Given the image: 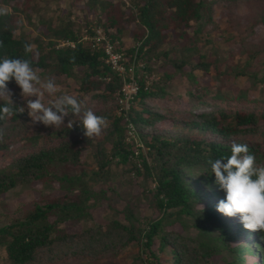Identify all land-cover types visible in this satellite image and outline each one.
I'll return each mask as SVG.
<instances>
[{
  "label": "trees",
  "instance_id": "16d2710c",
  "mask_svg": "<svg viewBox=\"0 0 264 264\" xmlns=\"http://www.w3.org/2000/svg\"><path fill=\"white\" fill-rule=\"evenodd\" d=\"M84 1L85 13L95 18L85 15L79 24L70 9L50 15L49 4L37 0H23L20 5L17 0H0V7L7 9V14L0 15V58L29 59L42 79L57 77V83H74L73 92L60 88L56 95H76L107 122L101 135L88 139L79 122L71 129L66 125L55 129L32 123L27 111L0 121L5 141L0 143V151L22 141L20 154L0 167V195L18 185L38 182L57 184L66 193L35 204L24 218L0 225V264H53L72 257L85 263L118 256L131 246L139 248L132 255L134 264H143V255L153 264H213L221 256L224 264H264V232L249 231L239 219L217 211L225 193L215 184L208 163L230 156L235 141L247 144L256 164L264 165V88L259 95L249 94L255 85L264 83V8L256 22L263 26L262 39H242L241 52L247 56L242 63L226 61L223 69V58L212 59L201 44L203 35L210 32L207 27L215 24L216 4L238 6L264 0ZM21 14L28 25L39 30L36 36L26 34ZM131 22L135 23L133 31ZM40 25L47 31H41ZM93 26H102L127 55L146 61L140 68L144 74L138 79V94L129 110L124 111L119 104L123 78L106 62L103 48L79 40L85 30L92 33ZM254 28L255 23L250 32L255 33ZM170 29L176 31L172 35L175 41L169 39ZM125 35L134 40L132 47L124 48ZM61 40L75 45H60ZM25 43L33 46L31 53H25ZM196 69L210 73L216 81L234 72L236 77H247L251 84L232 94L221 84L213 88L202 83ZM145 71L158 77L149 82ZM183 75L191 83L185 96L171 90L173 81ZM13 85L18 86L14 80L8 86ZM20 92L17 87L12 99L25 106ZM118 110H122L120 114ZM167 119L173 124L184 122L198 133L182 134L158 125ZM129 123L138 129L148 148L145 152L126 141ZM88 146L94 148L91 155L95 165L85 170L80 167ZM116 158L118 164L132 163L133 176L155 183L154 188L143 189L144 202L154 212L142 215L144 198L131 195L123 219L116 216L105 224L84 225L91 218L90 207L108 197L113 188L108 183ZM98 184L102 185L99 189ZM67 221L82 227L71 232L64 226ZM176 224L180 228H171Z\"/></svg>",
  "mask_w": 264,
  "mask_h": 264
},
{
  "label": "rangeland",
  "instance_id": "374dc122",
  "mask_svg": "<svg viewBox=\"0 0 264 264\" xmlns=\"http://www.w3.org/2000/svg\"><path fill=\"white\" fill-rule=\"evenodd\" d=\"M71 0H37L39 4L46 5L49 4L51 10L49 11L50 15L56 14V13H66L68 9L71 10V17L76 20L79 24H83L85 15L88 17V19H94V14H86V7L84 5V0H76L72 5L70 6ZM114 3H120L124 0H111ZM18 4H22L23 0H17ZM84 6V7H83ZM59 7V8H58ZM264 8V1H258L256 3H241L238 6H229L227 2H221L219 4H216L214 6V25L208 26L207 30H210L207 34L205 33L203 35V41H201V44H203V51H206L208 56L213 58H216L217 56H220V58H223L222 60V67L225 69L226 61L233 63L240 62L242 63L247 56L241 52L242 47V39L245 37L249 41H261L262 39V32H263V26L257 24V20L262 13ZM34 21L37 20L36 13L33 14ZM20 17L23 18V23L25 24L24 31H26V34L29 36H36L38 33V29L34 26L28 25V22L24 16V14H21ZM255 23V33L250 32V26ZM132 28V31L134 30L135 23L131 22L130 26ZM93 30L95 29H103L102 26H93L91 27ZM39 29L43 32H46V27L43 25L39 26ZM104 30V29H103ZM19 30L16 31L18 33ZM104 32H106L104 30ZM170 36L169 39L171 41H175V37L172 35L175 34V30L170 29ZM91 34L87 30H85L84 34L79 39L81 42H89L84 38L85 36H89ZM107 34V33H106ZM108 35V34H107ZM83 38V39H82ZM209 38H211L209 40ZM82 39V40H81ZM209 40L207 44H205V41ZM63 40H61L59 43L61 44ZM123 46L124 48L132 47L135 42L134 40L129 36L125 35L123 37ZM170 42V41H169ZM168 42V43H169ZM90 43V42H89ZM116 46L118 42H115ZM37 56V54H36ZM142 64V65H141ZM146 64V61L144 59L139 60V68L136 69L135 74H137V77L140 78L142 76V71H140V68H142ZM155 65H158V63H155ZM162 70V69H161ZM188 70V67H187ZM146 72V71H145ZM196 73L198 74V78L202 83H209L211 87L216 88L219 84L222 85L223 90L230 92L232 94H237L241 89L247 88L250 86L251 82L247 77L239 76L236 77L234 72H231L229 74L222 75V80L216 81L215 79H212L210 76V73H203L199 69H196ZM126 77L133 76L132 73L125 74ZM146 77H148L149 82L152 81L153 78H157V73H152L149 75L146 72ZM57 78V77H55ZM57 85L60 88L72 90L74 83H69V86L65 81H62L61 83H57ZM124 86V85H123ZM16 85H13L11 88L13 91L17 89ZM191 87V83L188 81V78L183 75L176 78L173 83L171 90L176 93L185 96L187 93V90ZM264 88V83H258L255 85L252 90H250L249 94L259 95V91ZM215 90V89H214ZM21 91V89H20ZM73 92V90H72ZM48 95H45V98H47ZM22 99V97L20 96ZM33 99H35L33 97ZM127 105V106H126ZM131 105V101L125 104V107H127L126 110H129ZM98 106V105H97ZM129 106V107H128ZM185 106V105H183ZM96 107V106H95ZM94 107V108H95ZM119 109V108H118ZM120 110L117 111L118 114H120ZM161 127L173 129L174 131H178L180 133L184 134H197L198 132L190 129L184 122L183 123H172L170 119L160 121L158 123ZM128 128L126 130V141L127 142H133L136 147H141L143 151L145 152L148 148L145 146L142 138L140 137L138 133V129L136 126L132 123H129ZM20 146H22V141H15L12 143L10 148L8 150L0 151V167L6 166L9 164L13 157H15V154H20ZM107 148H110V144L106 145ZM94 148L92 146H88L87 152H84L83 157V165H81L80 168L88 170L95 165V161L92 154V151ZM137 148V153H138ZM139 160V158H136V161ZM118 161V158L115 159V163L111 166V181L108 183L111 187V190L108 191V197L103 198L98 204L92 205L89 209V212L92 214L90 219H87L84 222V225H89L92 223H106L111 218H114L118 216V218L123 219L124 213L123 209L125 207V204L128 201V197H131V195L135 197H140L142 195L141 199V214L147 215L151 214V212H154V210L148 206V202L145 199V194L143 192L144 188H154L155 183L150 182L148 180H145L141 176H133V165L132 163H116ZM133 176V183H130V177ZM95 186V185H94ZM150 186V187H149ZM102 185L98 184L96 185V188H100ZM105 186L104 188H106ZM65 191L61 190L57 184L45 185L41 182L29 184L28 186L24 187L22 185H18L15 188L4 192L0 195V225L8 224L16 219L24 218L27 213L34 208L35 204L42 203L44 201L52 200L54 198L60 197L62 195H65ZM136 202L138 200H135ZM234 220L239 219L238 217H233ZM63 226V224H62ZM64 226L67 227V230L71 232L79 231L82 227L81 223H75L73 221H67ZM180 228L179 224H176L175 226H171V228ZM243 240V239H240ZM233 241L232 244H236L241 241ZM139 248L135 246H131L126 251H124L122 254L118 256H109L106 259L101 260H95L85 263H80V261L77 258H66L64 260L57 261L53 264H134L133 262V254H136L138 252ZM5 252H3V255ZM143 264H153V262L149 261V258L147 256L143 255ZM251 259H249L250 261ZM213 264H224L225 258L224 257H216Z\"/></svg>",
  "mask_w": 264,
  "mask_h": 264
},
{
  "label": "clouds",
  "instance_id": "9594fccd",
  "mask_svg": "<svg viewBox=\"0 0 264 264\" xmlns=\"http://www.w3.org/2000/svg\"><path fill=\"white\" fill-rule=\"evenodd\" d=\"M7 9L0 7V15ZM3 41H0V47ZM25 53H31L33 46L24 44ZM74 60V57L72 58ZM14 80L21 89L20 96L25 106L16 104L9 83ZM55 77L42 79L29 59L0 58V121L17 113L27 111L32 123H43L55 129L66 125L73 128L77 122L88 139L101 135L107 127L106 118L87 106L86 101L76 95L59 92ZM53 97L45 102V95ZM33 97L35 99H33ZM17 105L19 107H17ZM71 116L65 123V118ZM4 141L0 129V143ZM215 184L225 193L217 204V211L227 217H238L249 231L264 232V165L256 164V157L249 153L247 144H231V155L209 160Z\"/></svg>",
  "mask_w": 264,
  "mask_h": 264
},
{
  "label": "built area",
  "instance_id": "2783aa9c",
  "mask_svg": "<svg viewBox=\"0 0 264 264\" xmlns=\"http://www.w3.org/2000/svg\"><path fill=\"white\" fill-rule=\"evenodd\" d=\"M84 38L90 42L93 48H103L106 54V62L111 65L114 71H117L122 76L124 86L122 88V94L119 97V104L123 105L124 110L127 109L125 104L129 101H131L132 104L139 90V78L137 77V74H135L136 69L139 68V59L137 60V55L132 57V55H127L125 52L118 49L115 42L110 40L103 29L97 28L93 30L89 36H85ZM60 45L74 46L75 43L73 41L64 40ZM127 73H132L133 76L126 77L125 74Z\"/></svg>",
  "mask_w": 264,
  "mask_h": 264
}]
</instances>
